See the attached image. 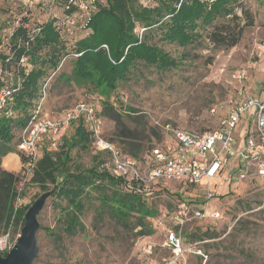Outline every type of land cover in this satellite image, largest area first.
Returning a JSON list of instances; mask_svg holds the SVG:
<instances>
[{
  "label": "trees",
  "instance_id": "16d2710c",
  "mask_svg": "<svg viewBox=\"0 0 264 264\" xmlns=\"http://www.w3.org/2000/svg\"><path fill=\"white\" fill-rule=\"evenodd\" d=\"M22 1L26 12L36 4L42 7L45 4V0ZM58 1L48 0L53 7L62 6V16L53 15L30 29L26 13L8 37V53H0V87L11 91L0 110V223L6 226L14 220L22 227L29 204L15 208L20 173L3 168L2 158L7 153H17L23 159L17 147L19 134L38 104L42 86L51 73H57L62 85H84L97 93L101 100L98 113L114 124L107 138L125 154L142 159L163 135L156 127L147 125L143 116L136 115L133 107L122 108L112 101L113 91L134 76L140 66H154L159 70L178 66L180 60L164 50L160 41L187 47L199 43L202 31L208 27L204 39L217 48H228L239 41L243 28L253 21L251 13L239 0H155L151 5L138 0H94V7L81 23L89 32L70 41L79 22L74 33L68 35L65 21L74 12L81 11L67 0ZM73 53L78 55L72 57L69 71H56L61 59ZM63 113L48 115L43 112L52 118H60ZM38 148L39 158L30 182L38 186V193L48 191L52 197L53 206L60 214L56 227L68 236L84 232L82 215L96 201L98 204L93 205L96 216L109 215L123 227L137 217L136 234L150 233L148 220L154 216L155 209L148 199L163 189L156 187L146 192L135 181L114 177L106 167L107 155L94 149L89 166L76 163L74 149L92 148L90 132L82 120L73 121L56 146L44 137ZM181 198L197 204L205 201L196 196ZM45 229L58 245L59 235L54 229ZM214 235L208 230L190 234L195 240ZM6 254L7 251L0 252L1 256Z\"/></svg>",
  "mask_w": 264,
  "mask_h": 264
},
{
  "label": "rangeland",
  "instance_id": "374dc122",
  "mask_svg": "<svg viewBox=\"0 0 264 264\" xmlns=\"http://www.w3.org/2000/svg\"><path fill=\"white\" fill-rule=\"evenodd\" d=\"M138 1L149 5L155 2ZM239 1L251 13L253 21L251 25L243 28L241 37L234 46L217 48L209 44L204 39L206 31L210 29L208 27L202 31L203 38L199 43L187 47L160 41L159 45L164 50L180 60L178 66L163 70L154 66H140L134 76L118 85L110 99L122 108L133 107L136 115L143 116L146 124L159 129L162 135L171 126L195 130L215 128L219 118L225 114L229 100L240 96L263 100L264 0ZM44 2V8L41 4H36L35 8L32 7L26 12L22 0H0V53H8V37L26 13L30 29L53 15L62 16L60 4L53 7L48 0ZM237 13L242 14L240 7H237ZM74 15L79 26L69 37L70 41H75L89 32L81 24L87 13L76 11ZM136 30L141 32L139 27ZM73 56H65L66 59L56 71L68 72ZM240 68L246 70V77L242 81L232 76ZM43 87L45 95L42 110L48 115L61 114L80 101L92 103L96 110L100 105L101 100L97 93L84 85H62L55 72L45 79ZM214 106L216 110L211 112L210 109ZM244 118L248 119V115ZM102 119L103 133L109 137L114 124L103 116ZM243 124L242 119L235 129V136L238 138L241 137L239 133ZM93 149V145L89 150L74 149V161L82 166H89ZM4 160L6 166L2 164L3 168L20 173L21 159L20 162L8 158ZM230 174L234 176L233 171ZM213 183L216 184L215 193L208 206L220 211L222 217L194 219L183 224L186 237L207 230L215 233L214 237L201 239L206 241L199 244L206 258L190 253L186 264H202L203 260L204 264H264V202L261 200L264 178L231 179L226 182L217 178ZM162 188L160 194L148 199L155 214L148 220L151 231L147 235L136 234L139 228L135 225L137 217L131 219L129 226L123 227L109 215L101 218L96 216L93 205L98 202L94 201L82 215L84 232L68 236L59 226L56 227L60 214L53 206L52 197L48 195L38 214V252L32 264H149L150 255L144 252L148 244H155L152 257L161 259L169 256V250L161 247L164 243V229L165 226L174 225L173 218L183 201L181 197L196 196L202 201L205 199V192L202 187L181 186L173 181H168ZM38 192V186L29 179L22 188V202L16 209L27 204L30 206L42 194L48 193ZM46 227L54 229L59 235L58 245L46 231ZM21 229L20 224L14 220L8 226L0 223V236L7 235L9 249L18 239ZM189 238L190 241L195 240L190 236L185 241H189Z\"/></svg>",
  "mask_w": 264,
  "mask_h": 264
},
{
  "label": "built area",
  "instance_id": "2783aa9c",
  "mask_svg": "<svg viewBox=\"0 0 264 264\" xmlns=\"http://www.w3.org/2000/svg\"><path fill=\"white\" fill-rule=\"evenodd\" d=\"M68 4H76L81 13H87L94 7V0H67ZM77 19L69 16L65 21L68 35L75 31ZM107 48L106 45H104ZM77 56L78 53H73ZM64 56L58 68L62 65ZM232 76L238 81L246 77V70L237 69ZM11 91L0 87V110L6 105ZM45 90L32 111L31 116L19 134L18 150L21 153L20 178L16 187L15 208L21 204V191L29 181L39 158L38 146L44 137L56 146L66 135L71 123L82 120L90 132L94 150L105 153L109 172L118 178L135 181L142 191H153L156 187L173 181L181 186H199L204 189L205 201L202 204L182 201L173 218L174 225L165 226L162 248L169 250L170 255L156 259L152 257L153 246L148 244L144 252L150 255L149 264H186L191 253L206 258L199 248L206 240L185 241L186 235L182 226L194 219H220V211L211 209L208 204L214 196L215 179L227 181L231 179L264 178V99L254 97L229 100L225 114L219 118L218 125L212 129L195 130L185 127H168L163 138L155 144L142 159L125 154L120 147L109 140L103 133V119L94 105L80 101L67 109L60 118H52L43 114ZM211 112L216 110L212 107ZM248 115V119L244 117ZM244 120L240 130L241 137L235 136L239 121ZM233 171L234 176H231ZM264 202V184L261 191ZM7 235L0 236V252L9 251ZM204 264V260L202 261Z\"/></svg>",
  "mask_w": 264,
  "mask_h": 264
},
{
  "label": "water",
  "instance_id": "95a60500",
  "mask_svg": "<svg viewBox=\"0 0 264 264\" xmlns=\"http://www.w3.org/2000/svg\"><path fill=\"white\" fill-rule=\"evenodd\" d=\"M48 193L42 194L24 213V224L19 237L5 256L0 255V264H32L37 256L38 214Z\"/></svg>",
  "mask_w": 264,
  "mask_h": 264
},
{
  "label": "crops",
  "instance_id": "0c3cea01",
  "mask_svg": "<svg viewBox=\"0 0 264 264\" xmlns=\"http://www.w3.org/2000/svg\"><path fill=\"white\" fill-rule=\"evenodd\" d=\"M4 158H8L9 160H14V161H19L20 162V159H19V156L15 153H7L5 156H3L2 158V164L3 166L5 167L6 166V163H5V160Z\"/></svg>",
  "mask_w": 264,
  "mask_h": 264
}]
</instances>
